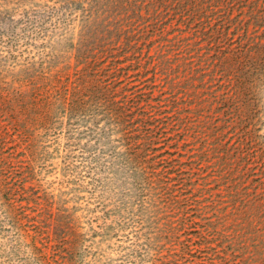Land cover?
<instances>
[{
	"label": "trees",
	"instance_id": "obj_1",
	"mask_svg": "<svg viewBox=\"0 0 264 264\" xmlns=\"http://www.w3.org/2000/svg\"><path fill=\"white\" fill-rule=\"evenodd\" d=\"M88 3L79 41L72 45L74 62L64 63L36 87L44 89L46 113L57 110L59 124L66 119L88 123L92 133L105 138L120 133L128 147L126 163L134 164L150 183H159L173 205L197 206L211 199L213 180L225 182L229 190L222 195L237 215L239 233L231 237L215 231L202 234V240L218 245L230 241L235 250L255 247L264 264V146L257 126V96L264 90V0ZM155 44L157 53L152 52ZM134 76L146 81L145 86ZM6 90L0 87V121L12 125L22 144L31 133L25 93L18 97ZM38 93L33 100L40 98ZM203 114L206 118H197ZM100 121L105 122L101 132L99 125H90ZM170 124H183L203 146L187 160L165 158L176 160L166 166L157 143L158 133L169 132ZM7 137L0 133V147L16 141ZM32 147L27 144L21 154L31 155L27 150ZM2 162L15 165L9 156ZM198 183L201 187L194 191ZM218 221L209 224L214 228ZM66 242L63 237L58 243ZM57 264L74 263L61 254Z\"/></svg>",
	"mask_w": 264,
	"mask_h": 264
},
{
	"label": "rangeland",
	"instance_id": "obj_2",
	"mask_svg": "<svg viewBox=\"0 0 264 264\" xmlns=\"http://www.w3.org/2000/svg\"><path fill=\"white\" fill-rule=\"evenodd\" d=\"M88 1L0 0V87L13 96L25 93L31 126L28 141L21 144L12 125L0 121V133L16 140L0 147V264H57L61 254L70 255L74 264H262L255 247L235 250L230 241L202 240V234L215 231L231 237L239 233L237 215L222 195L229 190L225 182L213 180L211 199L197 206L173 205L159 183H150L126 163L128 147L120 133L105 138L92 133L88 123L66 119L59 124L57 110L46 113L44 89L36 87L64 63L74 62L72 45L79 41ZM158 50L155 44L152 52ZM133 78L140 86L147 83ZM36 92L40 98L33 100ZM257 97L264 146V90ZM104 123L90 125L100 130ZM167 130L158 133L157 143L166 166L176 160L165 158L187 160L203 146L183 124ZM31 143V155L21 154ZM3 156L13 159L14 167L5 165ZM200 187L195 184L194 191ZM210 220L219 221L213 228ZM63 237L67 242L60 246Z\"/></svg>",
	"mask_w": 264,
	"mask_h": 264
}]
</instances>
